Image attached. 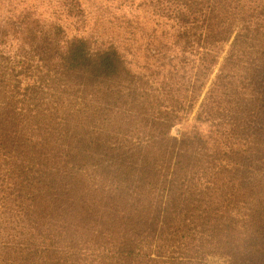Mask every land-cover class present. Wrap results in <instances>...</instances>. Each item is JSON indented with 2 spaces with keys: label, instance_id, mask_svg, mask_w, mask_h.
I'll use <instances>...</instances> for the list:
<instances>
[{
  "label": "trees",
  "instance_id": "trees-1",
  "mask_svg": "<svg viewBox=\"0 0 264 264\" xmlns=\"http://www.w3.org/2000/svg\"><path fill=\"white\" fill-rule=\"evenodd\" d=\"M0 264H264V0H0Z\"/></svg>",
  "mask_w": 264,
  "mask_h": 264
},
{
  "label": "rangeland",
  "instance_id": "rangeland-1",
  "mask_svg": "<svg viewBox=\"0 0 264 264\" xmlns=\"http://www.w3.org/2000/svg\"><path fill=\"white\" fill-rule=\"evenodd\" d=\"M106 3H110V1H108V2H106ZM177 129H178V128H176V129L173 131L174 134H176Z\"/></svg>",
  "mask_w": 264,
  "mask_h": 264
}]
</instances>
